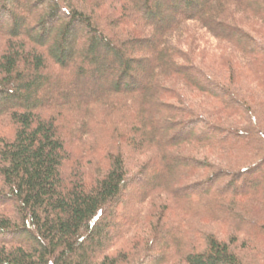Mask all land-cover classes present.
Masks as SVG:
<instances>
[{
    "label": "trees",
    "instance_id": "16d2710c",
    "mask_svg": "<svg viewBox=\"0 0 264 264\" xmlns=\"http://www.w3.org/2000/svg\"><path fill=\"white\" fill-rule=\"evenodd\" d=\"M149 263L264 264V0H0V264Z\"/></svg>",
    "mask_w": 264,
    "mask_h": 264
},
{
    "label": "rangeland",
    "instance_id": "374dc122",
    "mask_svg": "<svg viewBox=\"0 0 264 264\" xmlns=\"http://www.w3.org/2000/svg\"><path fill=\"white\" fill-rule=\"evenodd\" d=\"M214 70L217 71L216 68H214ZM117 116H118V114H117ZM117 116H113V118L114 119L117 118V120H118V117ZM100 118H104V116L102 115V116H100ZM96 134L97 133H95V135ZM100 142H101V140L99 139L98 142L96 141L94 143V145L96 146ZM147 158H148L147 156H140V155L134 156L133 154H131V156H130V154H129V159L127 160V167H128V169L130 171V174L131 175L135 174L136 173V170H138L140 168L139 165H138L137 168L135 166L137 164H144ZM150 174L153 175L152 174V171H151ZM150 174L148 172V176ZM144 176L147 177V174H144ZM257 181L258 180H257L256 177L255 178H251V180H250L251 183H256ZM154 186H155V184H149V183H146V182L139 189H137L134 186H132V187L130 186L128 188L127 194L121 200L122 205L128 207V209H129L130 212L131 211L132 212L135 211L136 210V207L138 206V200L137 199L140 197V193L141 192H144V190L147 191V192L152 191V190H154ZM127 215L130 216L129 214H127ZM155 254H157V252Z\"/></svg>",
    "mask_w": 264,
    "mask_h": 264
}]
</instances>
